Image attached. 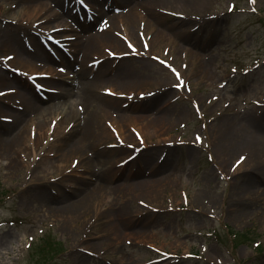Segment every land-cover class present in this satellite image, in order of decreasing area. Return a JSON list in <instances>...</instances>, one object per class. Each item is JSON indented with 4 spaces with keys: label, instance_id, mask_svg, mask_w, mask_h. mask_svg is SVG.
I'll use <instances>...</instances> for the list:
<instances>
[{
    "label": "rangeland",
    "instance_id": "374dc122",
    "mask_svg": "<svg viewBox=\"0 0 264 264\" xmlns=\"http://www.w3.org/2000/svg\"><path fill=\"white\" fill-rule=\"evenodd\" d=\"M76 1L0 0V43L6 34L21 47L35 45L32 51L38 52L43 61L27 72L17 71L15 66L9 69L5 63L8 72H1L10 85L3 90L27 89L30 93L33 88L40 98L46 90L36 86L33 79L50 68V79L60 81L66 94L70 91L67 104L74 108L72 92H80L84 81L79 76L83 65L77 36L85 41L96 29L100 33L98 28L109 20L106 16H121L129 8L127 4L118 7L119 0H94V4L84 0L85 8L78 13V23H74L68 12L77 6ZM141 1L147 0H138L137 5ZM41 2L44 11L38 8ZM163 3L154 12L137 6L139 27L132 36L124 34L123 23L112 27L111 35L123 44V51H111L101 44L97 50L100 54L92 53L85 62L91 68L86 80L93 81L96 69H102L100 73L109 70L106 77L114 78L119 65L129 64L126 59L132 58L135 68H127L128 74L143 79L144 88L126 92L113 86L109 87L111 95L106 86L94 84L96 91L89 89L90 85L82 88V92L91 90L92 98L86 99L93 104L91 109L98 106L97 112H109L95 120L100 128L108 129L111 137L103 148L110 152L122 146L125 135L133 140L126 153L113 155L112 184L125 178L117 170L126 165L127 177L132 181L150 177L153 190H148L147 198L137 194L134 200L119 205L111 197L105 198L104 208L90 203L82 218L60 217L57 212L63 204L59 203L74 200L73 192L78 188L75 183L83 171L73 164L63 171L46 165L44 159H53V150H59L63 143L55 137L47 154L35 162L36 171L43 173L40 179L31 176V168L25 163L17 173L3 168L5 163L0 165V264H264V162L251 171L252 164L245 165V151L235 148L227 155L224 152L232 148L229 138L233 135H250L252 142L263 145L264 152V0H255L254 4L248 0ZM231 5L234 8L230 11ZM102 13L105 16L100 22L96 14ZM37 14L43 24L31 23ZM147 23L160 30L163 38L155 39V34L145 28ZM64 24L72 28L54 32L65 38L63 41L44 32ZM5 54L11 55L7 51L1 58ZM62 68L65 71H60ZM177 83L182 87H175ZM94 94L102 97L95 98ZM13 102L1 98L0 108ZM48 103L49 99L36 105L45 107ZM30 109L35 110L34 103ZM76 111L81 119L85 118L84 106ZM162 111L167 114V122L159 123ZM9 123L8 119H0V124ZM8 135L0 125V137ZM197 136L201 137L200 143H196ZM138 155L149 157L154 166L138 172ZM93 156L89 152L88 157ZM156 168L159 171H154ZM109 169V165L96 167L97 174L104 177L111 174L106 172ZM167 174L172 177L167 183L154 181ZM249 174L253 187L239 195L238 188L245 185ZM65 175L72 178L64 180ZM32 197L39 200L34 203ZM197 198L206 204L195 205ZM108 208L133 211L125 226L119 222L113 225L121 234L116 246L120 253L113 245V229L105 225L101 215ZM139 230L142 241L128 238L127 234ZM90 243L94 244L93 250H89Z\"/></svg>",
    "mask_w": 264,
    "mask_h": 264
},
{
    "label": "bare ground",
    "instance_id": "6f19581e",
    "mask_svg": "<svg viewBox=\"0 0 264 264\" xmlns=\"http://www.w3.org/2000/svg\"><path fill=\"white\" fill-rule=\"evenodd\" d=\"M92 4H94V0H90ZM138 0H119L118 7L124 6L127 4L129 8H127L122 14L115 15V16H109L106 18L109 19L106 22H104L100 27L98 28L101 32L96 29L93 35L87 36L85 41H82L80 36H77L76 46L77 51L79 52L82 50V57H81V63L83 66H81V71H83L82 74L81 71L79 73L80 78H83L84 81L81 85V90L78 93H75L74 91L72 94H75L74 101H73V109H71V106L67 104V100L70 94V91L66 94V90L61 84L55 81L53 79H50L53 74L51 73V69L48 68L47 71H44L42 73L43 76L35 77L33 79V82L36 86H39L40 88H44L48 92H43L40 94L36 93L33 88H30V93H28L27 89L22 90L21 92L17 91H10L7 92V90L11 89H4L6 85H10L9 80L5 78V76L2 74L1 70H4L5 72H8V69L5 68V63L7 65V68L12 69L17 68V70H23V71H30L34 70L33 68L36 67V65H40L42 61L40 55L38 52L32 51L33 48H35L34 42L30 41L28 42V46L21 47L20 45H17L16 42H13L9 36L6 34L2 35L3 42L0 43V58L4 55L5 52L9 51V54L5 57H12V59H0V99H5L7 102H10V100H14L13 103H5L3 107L0 108V119L3 117L9 118L8 120L11 122L9 124H0L1 129L4 132H9V135L6 137L1 138L0 137V165L2 163H5L3 168H5L8 171H14L17 173L22 167L21 165L25 163L26 167L29 169L31 168V176L35 179H40L43 175V173L36 171L35 169V162L38 160H41L43 158L44 154H47L48 147L51 146L52 142H54L53 138L57 140H63V143L61 144V148L59 150H53L52 153H54L53 159L47 160L46 158L44 161L47 163L46 165L50 168L52 166L56 167V170L63 171L66 166L75 165L74 167L82 169L81 176L77 179V182L75 184L78 185V188L76 191L73 192L74 200L70 202L65 203H59L63 199L60 198L58 201L59 204H63L60 207V210L57 212L58 215L66 220L69 219H76L80 216V218L83 217V214L87 213V210L89 209L90 203H99L102 204V207L105 206V198L111 197V201L119 205L123 203H128L130 200L135 199V195L141 194L145 198L148 197V190L153 188L154 183L151 180L150 177H147L142 180H135L132 181L130 177H127V175L124 174L126 165L121 169L117 170L121 176H124L125 178H122L121 181L118 183L112 184L113 178L115 176V168L113 165L114 160V154L115 155H121L123 153H126L127 147L130 148L129 144H131L132 137L129 135H125L123 139L122 146H118V148L114 150H110L108 152L103 148L106 143V141L111 138L109 136L108 129H104L103 127L100 128V124L95 120H98L99 116L103 114V116H107L109 112H105L103 109L99 112H97V107L91 109L92 103L88 102L86 99L92 98V95L89 93L91 90L96 91L94 88V84L98 87H116L117 89H120L119 91H129L132 88L135 89H142L144 88V80L138 79L135 77H132L133 75L128 74L127 68L133 70L135 67L131 64H134L133 62H130L132 58L126 59L128 63L122 62L121 66L119 65L116 73L112 77H106L108 71L106 73H100L102 69H96L94 74L93 81L92 80H86V75L91 74V68H87V65L85 64L86 60L92 53H97V50L99 49V45L102 44V46L105 48H108V50L111 51H123L124 46L123 44L114 38L111 34L112 27H118L122 23L125 25L123 26V32L128 33V35L132 36L133 32H136V28H138V24L136 23V18H138L137 15V6H141V9L146 12H154V8L158 7L159 5L164 4L163 2L167 1V4L169 0H147L144 2H140L139 5H137ZM203 2V1H201ZM43 3V4H41ZM41 5H38V8L42 7L43 11L45 8L44 2H41ZM134 3V4H132ZM194 4V3H193ZM111 4H109L110 6ZM126 5V6H127ZM206 5H210V2H207ZM117 8V7H116ZM95 10V9H94ZM101 12V9H96ZM95 10V11H96ZM40 11V10H39ZM81 11V8L79 6H75L73 9H71L68 14L70 16L71 22H77L78 21V13ZM38 15L33 16L30 20L31 23L36 24H43L44 21L42 19H38ZM103 15L102 14H96L97 18H101L100 22H103ZM105 16V15H104ZM141 21H143L141 19ZM6 23V22H5ZM78 23V22H77ZM76 23V24H77ZM45 24H48L47 22ZM146 25V24H145ZM64 24L63 26L57 25L53 26L48 30H44V32L48 33L47 36H51L50 33H52V36L56 39L63 41L65 38L59 37L57 35H54V32L59 31L61 32L62 29L66 30L69 28H72ZM149 27V28H147ZM45 28V26L41 27ZM148 29L149 32L155 34V39L160 40L163 38V33L150 26L148 23L145 27ZM35 31V30H34ZM107 34H103L106 33ZM103 34V35H101ZM154 38V36H153ZM134 40V39H132ZM153 41H155L153 39ZM33 47V48H32ZM102 47V48H103ZM26 48V49H25ZM100 52V51H99ZM97 53L100 54V53ZM115 54V53H114ZM119 54V53H117ZM129 55V54H128ZM145 56V55H144ZM83 58V59H82ZM99 58H103V56H100ZM143 59V58H142ZM144 59H147L146 57ZM143 59V60H144ZM7 62H6V61ZM89 60V59H88ZM107 59L106 61H108ZM105 61V62H106ZM148 61L154 66V63H152L149 59ZM88 62V61H87ZM104 63V62H103ZM140 63V62H139ZM143 65V63H140ZM34 66V67H33ZM146 67L145 65H143ZM36 72L37 71L35 69ZM127 71V72H126ZM88 73V74H87ZM127 73V75H124ZM204 72L203 74H205ZM104 74V75H102ZM135 74H139L138 72ZM117 76L120 78L118 79ZM123 76V77H122ZM61 79V76L58 77ZM148 78V77H147ZM158 83H161V81H158ZM85 85V87L89 86V89L91 90H85L82 92V88ZM13 90V89H12ZM110 90V88H109ZM42 92V91H40ZM39 92V93H40ZM123 96H128V93H119ZM14 96V97H13ZM38 96V97H37ZM94 97H102L98 96L97 94H94ZM49 99V103L44 107L40 105H36V103H40L41 101H47ZM16 100V101H15ZM19 100V101H18ZM32 103H34L35 110L30 109ZM104 105L108 106L104 103ZM85 108L84 112V119H81L80 113L76 111L77 108L83 107ZM111 108V107H109ZM24 113H27V117H23L22 115ZM113 113H116L115 116L118 115L116 111ZM165 111H162L160 117L157 119L159 120V123H162L163 121L167 122V114H164ZM83 116V117H84ZM3 120V119H2ZM158 122V121H157ZM15 126V130L11 131L12 127ZM69 129V130H68ZM68 130V133L63 135L62 138H60V134H62L64 131ZM233 133V131H231ZM75 135V140H72V136ZM248 137H251L250 135ZM244 138L241 135H233L229 138V140H232L233 143L229 142L232 148H228V150H224V152L229 153L233 149L242 150L247 153V162L245 165H251L252 164V170L255 171L256 168L262 167L261 162H264V152L262 151L263 145L258 142H252L254 141V138ZM45 142V145H43ZM104 145V146H103ZM233 145V146H232ZM237 146V147H236ZM103 148V149H102ZM38 150V152H37ZM32 153L33 151V154ZM89 152L93 153V157L89 158ZM138 162H140L141 166L138 168V172L140 170L144 169L146 166L153 167L154 163L150 162L149 157H141L138 155L137 157ZM78 162V163H75ZM151 163V164H150ZM168 163V160H164V167H166V164ZM78 165L80 167H78ZM109 165L110 169L106 172H109L108 177H104L103 174L98 175L96 171V167L98 166H105ZM2 167V166H0ZM54 167V168H55ZM162 167V165H160ZM154 171H159V168H156ZM248 171V170H246ZM138 172L134 175H131V177H134L138 174ZM168 173V170L165 171ZM69 172H66L68 174ZM105 174V173H104ZM63 175V173H62ZM250 174L247 176V181L245 185L239 186L238 188V194H244L246 192V189L252 188L253 183L250 179ZM72 178V175H65L64 180H69ZM93 179V182L91 181ZM172 177L167 175H162V178H158L154 181H159L160 183H167L170 181ZM157 185V184H156ZM153 190V189H151ZM150 190V191H151ZM70 198V196H68ZM131 197V199H130ZM34 203H36L38 198H31ZM195 205H204L206 204L205 201L197 198L193 201ZM51 209H53L51 207ZM105 214H101L105 217V225L110 226L113 229V240H114V248L116 251L118 250L117 245H119L120 242V236L121 234L118 232V230H114V223L119 222L121 225H126L127 220L126 218H129L132 214V210H115L113 208L104 209L103 211ZM131 212V213H130ZM200 212L204 213L203 207L200 206ZM242 213V212H241ZM239 214V213H238ZM124 225V226H125ZM133 232V231H132ZM128 238H131L132 240H136L137 238L141 239L138 241L143 240V233L141 230L136 231L134 233L127 234ZM184 244H186L184 242ZM94 244H89V250H93ZM117 253H120L117 251Z\"/></svg>",
    "mask_w": 264,
    "mask_h": 264
},
{
    "label": "snow or ice",
    "instance_id": "6c2138e0",
    "mask_svg": "<svg viewBox=\"0 0 264 264\" xmlns=\"http://www.w3.org/2000/svg\"><path fill=\"white\" fill-rule=\"evenodd\" d=\"M79 2L83 5L84 0H79ZM248 2H249L250 4H254V3H255V0H248ZM233 8H234V5L229 6V10H230V11L233 10ZM129 47L132 48L133 46H132L131 44H129ZM113 55H115V54L113 53ZM0 59H7V60H10V59H12V57H3V58H0ZM17 71H18V70H17ZM60 71H65V69L62 68V69H60ZM178 80H179V77H178ZM175 87H177V88H181L182 85H181L180 83H177V84L175 85ZM106 91H107V94H109V95L113 94V93H111L110 90H106ZM2 119H9V118H7V117H3ZM200 142H201V137L197 136V137H196V143H200ZM209 159H211V157H209ZM75 163H78V162H75Z\"/></svg>",
    "mask_w": 264,
    "mask_h": 264
}]
</instances>
